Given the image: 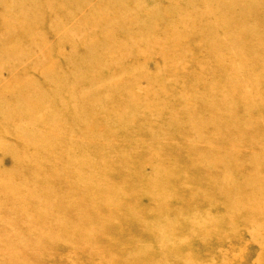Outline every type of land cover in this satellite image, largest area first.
Listing matches in <instances>:
<instances>
[{
  "label": "rangeland",
  "instance_id": "rangeland-1",
  "mask_svg": "<svg viewBox=\"0 0 264 264\" xmlns=\"http://www.w3.org/2000/svg\"><path fill=\"white\" fill-rule=\"evenodd\" d=\"M3 1L0 20L28 18L33 33L10 35L0 53L20 52L19 46L27 55L39 52L34 47L43 51L37 71L31 56L23 60L28 68L2 71L10 82L0 83V182L12 186L13 198H5L8 186L0 188V236L8 242L0 247V263L137 264L147 258L154 264H264V0ZM86 9L96 12L77 20ZM219 11L236 26H212L211 14ZM41 12L45 19L35 20ZM69 27L75 28L71 37L62 33ZM111 40L121 44L118 50L107 51L104 43ZM28 41L43 43L33 49ZM70 55L79 64L77 79ZM97 61L102 66L88 72ZM45 73L57 75L58 84ZM55 86L72 95L52 94ZM84 124L91 143L70 144L81 150L70 160L78 165L51 170L59 140L58 150L45 148L42 162L29 155L47 144L40 138ZM10 155L18 160L12 163ZM84 155L87 162L79 165ZM78 175L87 182H76ZM32 176L43 181L33 184ZM116 193L125 198L114 199ZM61 200L79 203L66 208ZM243 205L259 214L240 210ZM128 219L138 227L131 230ZM21 221L25 226H16ZM20 242L28 249H11ZM171 248L178 261L168 257Z\"/></svg>",
  "mask_w": 264,
  "mask_h": 264
},
{
  "label": "bare ground",
  "instance_id": "bare-ground-1",
  "mask_svg": "<svg viewBox=\"0 0 264 264\" xmlns=\"http://www.w3.org/2000/svg\"><path fill=\"white\" fill-rule=\"evenodd\" d=\"M5 1V0H4ZM3 1V2H4ZM16 0H8L7 1V4L10 6L11 4H13L14 2H15ZM71 1V0H70ZM5 3V2H4ZM73 4H75V1L74 0H72V3L70 4V6H72ZM87 4V3H86ZM218 7V6H217ZM75 9H76V6H75ZM101 10V9H100ZM103 10V9H102ZM101 10V11H102ZM76 11V10H75ZM216 11V10H215ZM85 12H92V13H94V12H96L95 10H93V9H86L85 11H84V13H83V15L80 13V11H78V13H79V15H77V20L78 19H81L82 17H87L88 15H91V13H85ZM225 14H226V11H224V12H221V11H219V12H216V13H212L211 14V16H212V18L214 19V21H212L211 22V25L213 26H215L216 28H221V26H224L225 28L226 27H228V26H230L232 23H230V24H228V19H227V17L225 16ZM43 15V17H38L37 19H35V20H44L45 18H44V14L41 12V16ZM89 17V16H88ZM14 21L16 22V24H14ZM235 22L236 21H233V24L232 25H234V26H236L235 25ZM29 23H31V21H30V19H28V18H21V19H19V20H15L14 18H13V16L12 17H9V18H4V19H1L0 20V46H1V42H3V41H5V40H7L8 39V37L10 36V35H12V34H14V36H16V37H18L19 35H31L32 33H33V31L31 30V28H29L28 27V24ZM14 24V25H13ZM94 25V27H96L97 25L96 24H93ZM93 25H90L91 27L93 26ZM18 27V29H16ZM13 28H15L14 30H13ZM210 28V27H209ZM223 28V27H222ZM75 29V28H74ZM74 29H71L70 27L69 28H66V30H64L62 33H67V37H71L72 36V34H74L73 32H74ZM25 31L26 33H24V32H22V31ZM208 39V38H207ZM120 41V40H119ZM29 43H28V47H30V48H33V46L34 45H36V44H42L43 43V41L42 42H39V41H28ZM105 45H107V51L108 50H113V49H115V50H118V48L121 46V44L119 43V42H116L115 40H111L110 42H105L104 43ZM120 44V45H119ZM216 44V43H215ZM219 44V43H218ZM217 46V44L214 46L215 48H218V51H220L219 50V47H216ZM220 46V45H219ZM113 47H116V48H113ZM118 47V48H117ZM19 48H20V52H18V51H15L13 54H10V55H8V54H2V53H0V83H6V82H10V78L8 79V77L7 78H5V72L4 73H2V71H3V69L6 67V68H17V67H19L20 69L22 68L21 66L23 65H26V64H28L29 63V61H34L35 60V63H36V71L37 70H39V69H37V67H39V63H40V61L42 60H39V56L41 55V54H39V53H42V51H43V49L42 48H40V47H34L35 49H37L39 52H37V53H35L34 55H27V53H26V51H25V46H19ZM33 48V49H34ZM15 49H17V45H16V47H15ZM221 50H222V48H221ZM23 52L25 53V56H23ZM220 54V53H219ZM179 55V54H178ZM220 55H222V53L220 54ZM30 56H31V60H29V61H26V62H23V60L24 59H26V58H30ZM223 56H225L226 57V55L223 53V55H222V57ZM25 57V58H24ZM70 57V73L72 74L71 76H72V78L73 79H77L78 78V76L76 75V71L75 70H78V68H79V64H78V62L76 61V59H74L73 60V58H72V56L70 55L69 56ZM217 58V56H214V58ZM215 58V59H216ZM227 58H228V56H227ZM218 59H220V58H218ZM222 59H224V58H222ZM217 60V59H216ZM215 60V61H216ZM218 61V60H217ZM216 61V63L218 64V62L219 61H221V60H219L218 62ZM222 63H223V60H222ZM102 66V64L100 63V62H96V66H93V65H89L88 67H87V71L88 72H92V71H94L95 69H96V67H101ZM24 67H27V66H24ZM175 67V66H174ZM28 68V67H27ZM177 68V66L175 67V69ZM182 69V68H181ZM6 73H9V74H12L10 71H6ZM45 75H46V73H45ZM76 75V76H75ZM94 75V74H93ZM4 76V77H3ZM46 77V79H48L49 81H51L52 83L54 82V85L56 84H58V83H55L56 81H57V75H55V74H53V76H51L50 74L49 75H46L45 76ZM135 79V78H134ZM27 80V79H26ZM1 81H3V82H1ZM13 81H14V78H13ZM135 81V80H134ZM17 82V81H16ZM26 82V81H25ZM29 86H37L36 84H34L33 83V81H31L30 83H27ZM191 86V85H190ZM77 86H76V84H73V86H72V89H75ZM213 87V86H212ZM211 86L210 87H208L209 88V90H210V88H212ZM191 88H193V87H191ZM54 92L52 93V94H55L56 96H58L59 97V93H60V95L62 96H67V97H70L71 95H72V93H71V91H63L64 89H61V90H59V89H57V86H55L54 87ZM76 90V89H75ZM59 92V93H58ZM17 98H19V94H15V99H17ZM186 101V100H185ZM209 107H212V105L211 104H209ZM18 108H19V106H17L16 105V107H15V109H17L18 110ZM172 109V108H171ZM102 117H104V116H102ZM102 117H100V119L102 120ZM189 117V116H188ZM186 118H187V116H186ZM185 118V119H186ZM190 118V117H189ZM188 118V119H189ZM188 119H186L185 121H187ZM197 120V119H196ZM36 121V120H35ZM39 122V121H38ZM40 123V122H39ZM195 123H196V121H195ZM172 124V123H171ZM186 124V123H185ZM178 125V124H177ZM191 126L193 125V124H190ZM189 125V126H190ZM194 126V125H193ZM64 126H62V128H63ZM177 128H178V126H176ZM175 127V128H176ZM180 127V126H179ZM174 128V129H175ZM72 130H75V133H73L72 132ZM77 130V131H76ZM197 129L195 128V131H196ZM176 131V130H175ZM194 131V130H193ZM194 131V132H195ZM51 132V131H50ZM183 133H185V132H183ZM82 134V135H81ZM174 135H176V134H174ZM178 135V134H177ZM182 137H183V134L181 135ZM180 136V137H181ZM212 136V135H211ZM89 137H90V128L88 127V124H84V125H80L79 127H75V128H71V129H68V130H65V131H63V133L62 134H55V136H54V138H52V139H49V138H47V139H45V137L44 138H40V140L39 141H41V142H43L44 140H46V142H47V144L46 145H44L42 148H40V150L42 151V152H40V153H38L40 150L38 149V151H37V153H33V154H30L29 153V155H31V157L33 158V160H40V162H42L43 161V159H44V156H45V148L47 149L48 148V150L49 149H51V151L52 150H54L55 149V147H56V144H55V140L56 141H58L59 140V150H60V153H53V154H51V156L49 157L50 158V160H48V161H50L51 163H53V164H55L54 163V161L55 162H57L56 164H57V166H55V167H53L51 170H57V169H59L60 168V164H71V165H78V161H70L71 159H75V157L76 156H78V154H79V151H81V150H79V148L78 147H76L75 145V147H76V149L77 150H79V151H76V150H74L73 148H72V146L70 145V144H72L71 142L72 141H78L80 144H85V143H88V141H87V139L90 141V139H89ZM173 137V136H172ZM181 137V138H182ZM79 138H82V141L80 142L79 141ZM92 138V137H91ZM177 138H179V136L177 137ZM210 139V138H209ZM86 140V142L84 143V141ZM180 140V139H179ZM162 142V141H161ZM26 143V142H25ZM89 143H91V141L89 142ZM165 144H167V143H165ZM73 145V144H72ZM85 145H87L88 146V144H85ZM58 146V145H57ZM163 146V145H162ZM193 146V145H192ZM90 147V146H89ZM98 147V146H97ZM161 147V146H160ZM165 147H167V146H165ZM170 147V146H169ZM183 147V146H182ZM168 148V147H167ZM185 148V147H184ZM57 149V148H56ZM55 149V150H56ZM57 149V150H58ZM162 149V148H161ZM164 149H166V148H164ZM172 149V148H171ZM170 149V150H171ZM182 149V148H181ZM186 149V148H185ZM188 149V148H187ZM28 150V149H27ZM27 150H24V151H27ZM163 150V149H162ZM167 150V149H166ZM165 150V151H166ZM169 150V149H168ZM174 150V149H173ZM171 151V152H174L175 150H176V148H175V150L174 151ZM184 150V149H183ZM23 151V152H24ZM164 151V150H163ZM192 151H193V149H192ZM187 152V151H186ZM189 152H191V151H189ZM21 153V152H20ZM47 154V153H46ZM58 154H64V156L66 157V158H68V160H65V161H63V160H61V159H59V155ZM21 155V154H20ZM48 155V154H47ZM47 155H46V157H47ZM50 155V154H49ZM48 155V156H49ZM9 156V155H8ZM11 156V155H10ZM27 156H28V154H24L23 155V157H24V161H26V163H27V161L28 160H26V158H27ZM86 156L87 155H84V159H83V161L79 164V165H81V164H83V163H86L87 162V160H85V158H86ZM158 156V155H157ZM19 157V156H18ZM22 157V158H23ZM160 157V156H159ZM186 157V156H185ZM11 159H12V163L13 162H15V160H18L17 159V156H11L10 157ZM80 158H81V156H80ZM167 158V157H166ZM48 159V157L46 158V160ZM20 160V159H19ZM23 160V159H22ZM32 160V161H33ZM82 160V159H81ZM160 160H162V159H160ZM21 161V160H20ZM47 162V161H46ZM29 163V162H28ZM29 166V165H28ZM209 166V165H208ZM192 168H194V167H192ZM207 168V167H206ZM208 168H210V167H208ZM214 168V167H213ZM114 168H112V170H113ZM153 169H155V168H153ZM185 169V168H184ZM190 169H191V166H190ZM194 169H196V166H195V168ZM202 169H204V168H202ZM210 169H212V168H210ZM104 170V169H103ZM112 170H110V172L112 171ZM201 170V169H200ZM106 171H108L109 172V170H105L104 172H106ZM176 171V170H175ZM174 170H173V173L175 172ZM180 171V170H179ZM183 171V170H182ZM185 171V170H184ZM187 171V170H186ZM202 171V170H201ZM204 171V170H203ZM210 171V170H209ZM178 172V171H177ZM40 173V172H39ZM112 173V172H111ZM114 173V172H113ZM112 173V174H113ZM179 173V172H178ZM180 173H181V171H180ZM179 173V174H180ZM183 173V172H182ZM181 173V174H182ZM207 173V172H206ZM210 173V172H209ZM16 174V173H15ZM204 174H205V172H204ZM17 175V174H16ZM39 175V174H38ZM104 175V174H103ZM106 175H107V173H106ZM108 175H110L109 173H108ZM208 175V174H207ZM207 175H205V176H207ZM6 176V175H5ZM34 176V175H33ZM32 176V178H31V181H32V183L33 184H38V183H40L41 181H43L42 179H37V178H35V177H33ZM2 177V176H1ZM81 177L83 178V176H81V175H78L77 176V181L76 182H78V180H80L81 179ZM167 177H169V175H167ZM170 178V177H169ZM172 178V177H171ZM171 178H170V180H171ZM2 179H4V177L2 178ZM7 179V178H6ZM6 179H4V180H6ZM27 179V178H26ZM76 179H74V180H76ZM87 178H83V180H85L86 182H87V180H86ZM91 179H93V178H91ZM165 179V178H164ZM166 179H168V178H166ZM28 181H29V178L27 179ZM61 180H63V178L61 179ZM90 180V179H89ZM57 181H60V180H57ZM84 181V182H85ZM167 181H169V180H167ZM212 181V180H211ZM226 181V180H225ZM252 181V180H251ZM3 182V181H2ZM2 182H0V188L1 187H3V186H8V189H9V191H7V193H6V195H5V198L7 197L8 199H12L13 197H11V194H10V191H11V188H12V186H10V184H4V182L2 183ZM70 182V181H69ZM72 182V181H71ZM81 182H83V181H81ZM165 182V181H164ZM172 182V181H171ZM2 183V184H1ZM27 183V182H26ZM73 183V182H72ZM75 183V182H74ZM155 183V182H154ZM170 182H168V184H169ZM75 184H77V183H75ZM83 184V183H82ZM89 185H90V183H88ZM91 184H96V182L94 183H91ZM167 184V183H166ZM16 185V184H15ZM19 185V184H18ZM17 185V186H18ZM25 185H27V184H25ZM71 185V184H70ZM85 185V184H84ZM86 185H87V183H86ZM97 185V184H96ZM141 185V184H140ZM162 185V184H161ZM262 185V184H261ZM263 185H264V182H263ZM19 186H22V187H24V182L23 183H21V185H19ZM88 186V185H87ZM91 186V185H90ZM145 186V185H144ZM146 186H147V184H146ZM13 187H15V186H13ZM90 188H93V187H90ZM95 188H97V187H95ZM95 188H93V190H95ZM141 188V187H140ZM19 189V188H18ZM21 189V188H20ZM85 189V188H84ZM101 190H102V188H100ZM238 189H240V188H238ZM262 189V188H261ZM1 190V189H0ZM101 190H99V191H101ZM137 190H138V188H137ZM136 190V191H137ZM181 190V189H180ZM246 190V189H245ZM263 190V189H262ZM16 191H18V193L20 192V191H24V192H30V190H14L13 189V193L12 194H15L16 193ZM91 191V190H90ZM105 192H106V189L104 190ZM139 191V190H138ZM137 191V192H138ZM6 192V191H5ZM96 192H98V190L96 191ZM128 193V192H127ZM132 193V192H131ZM131 193H129V197H133V195L132 196H130V194ZM86 194V193H85ZM85 194H83V195H85ZM109 194V193H108ZM124 194V193H123ZM133 194V193H132ZM140 194V196H141V193H139ZM138 194V195H139ZM173 194H174V192H173ZM82 195V196H83ZM90 195V194H89ZM96 195H97V193H96ZM104 195V194H103ZM114 195H116L115 197H114V199L116 198V197H118L119 195H121V193L119 194V193H116V194H114ZM125 195H127V194H125ZM135 195L137 196V194L135 193ZM135 195H134V197H135ZM152 195V194H151ZM13 196V195H12ZM92 196V195H91ZM122 196H124V195H121V197ZM140 196L139 197H137V198H140ZM155 196V195H154ZM72 197V196H71ZM87 197V196H86ZM89 197V196H88ZM87 197V198H88ZM102 197V196H101ZM108 197V196H107ZM133 197V198H134ZM76 199H77V197H75ZM84 198V197H83ZM87 198H85V200L87 199ZM100 198V197H99ZM105 198V197H104ZM120 198V196L118 197V199ZM122 198H125V197H122ZM132 198V199H133ZM152 198V197H151ZM155 198H157L156 196H155ZM184 198V197H183ZM264 198V197H263ZM92 197H89V201L88 202H90V201H92ZM96 199V198H95ZM113 199V198H112ZM117 199V198H116ZM135 199V198H134ZM153 199V198H152ZM158 199V198H157ZM74 200V199H73ZM78 200H79V198H78ZM121 200V199H120ZM257 200V199H256ZM18 201V200H17ZM17 201H12L11 203L12 204H14V202H17ZM77 201V200H76ZM76 201H67V200H61V202L60 203H63V205H64V207H66V208H71V206H76ZM104 201V200H103ZM106 201H108L107 199H106ZM113 201V200H112ZM154 201H155V199H154ZM184 201V200H183ZM251 201V200H250ZM260 201V200H259ZM39 202H41V200H39ZM87 202V201H86ZM87 202V203H88ZM117 202H118V200H117ZM123 203H124V200L122 201ZM121 202V203H122ZM128 202V201H127ZM127 202L126 203H124L125 205L127 204ZM130 202L131 201H129L128 203L130 204ZM156 202V201H155ZM159 202V199H158V201L156 202V203H158ZM165 202H166V200H165ZM59 203V204H60ZM79 203V201H77V204ZM97 203V202H96ZM104 203V202H103ZM111 203V202H110ZM110 203H109V206H110ZM254 203V205L257 207L258 205H257V201H254L253 202ZM259 203V202H258ZM81 204V203H80ZM79 204V205H80ZM84 204V203H83ZM90 204H91V202H90ZM98 204V203H97ZM101 204V203H100ZM117 204V203H116ZM123 204V205H124ZM160 204V203H159ZM245 205L247 204L246 202L244 203ZM33 205H36V204H33ZM37 205H39L38 203H37ZM102 205V204H101ZM112 205V207H114L113 206V204H111ZM119 205V204H118ZM121 206H122V204H120ZM124 205V206H125ZM245 205H243L242 207H241V209L240 210H242V208L245 206ZM247 205H249V204H247ZM14 206V205H13ZM87 206H88V204H87ZM96 205H94V207H95ZM103 206V205H102ZM115 206H117V205H115ZM121 206H119V208H122V209H124V210H126V209H128L126 206L123 208V207H121ZM129 206V205H128ZM160 206V205H159ZM159 206H157V207H159ZM261 206V205H260ZM49 207H52L53 208V204H51V206H49ZM91 207H93V204L91 205ZM111 207V206H110ZM118 207V206H117ZM245 208V207H244ZM15 209H19V210H22V211H24L25 209L23 208V207H21V208H18V207H15ZM110 209V208H109ZM113 209V208H112ZM245 209H247V208H245ZM258 209V208H257ZM48 209H46L45 211H47ZM68 210V209H67ZM88 210H91L90 209V207H89V209ZM100 210H101V208H100ZM115 210H117V208L116 209H114L113 211H115ZM121 209H119V210H117L118 212L120 211ZM124 210H123V212H124ZM158 210L159 211H161V208L159 209L158 208ZM248 210V209H247ZM264 210V209H263ZM12 211V210H11ZM122 211V210H121ZM163 211V210H162ZM243 211V210H242ZM244 211H246V210H244ZM249 211H251V210H248L247 212H249ZM92 212V211H91ZM94 212V211H93ZM92 212V213H93ZM116 212V211H115ZM114 212V213H115ZM126 212V211H125ZM239 211H236L235 213L236 214H239L238 213ZM259 211H256V209H254L253 211H251V213L250 214H254V213H258ZM108 213V212H107ZM94 214H96V213H94ZM116 214V216H117V213H115ZM115 214H111V215H114L115 216ZM121 214V213H120ZM259 214V213H258ZM258 214H257V216H258ZM110 215V214H109ZM123 215V214H122ZM120 216V217H123V216ZM101 216H102V214H101ZM111 217V216H110ZM113 217V216H112ZM27 220L28 219H30V218H26ZM85 219H87V218H85ZM92 219V218H91ZM90 219V220H91ZM110 219V218H109ZM122 219V218H121ZM135 219V218H134ZM256 219V218H255ZM34 220H35V218H34ZM78 220V219H77ZM123 220V219H122ZM121 220V221H122ZM135 220H137V219H135ZM89 221V220H88ZM129 221V219L127 220V222ZM137 221H139V220H137ZM241 221V220H240ZM99 221H97V223H98ZM133 220H130V222H128L129 224L131 223L132 225H131V230L132 229H135V228H137L138 227V225L136 226V224H137V222L135 221V222H133ZM244 222V221H243ZM19 224H16V226H25V223H26V221H21V222H18ZM103 224L105 223V222H102ZM108 223V222H107ZM126 223V222H125ZM240 223V222H239ZM241 223H242V221H241ZM252 223V222H251ZM83 224V220H82V218H80V221H79V227L81 226ZM140 224V223H139ZM244 223H242V225H243ZM52 225V224H51ZM87 225V224H86ZM126 225H127V223H126ZM125 225V226H126ZM247 226H250V225H248V224H246ZM253 225V224H252ZM52 226H54V225H52ZM56 226V225H55ZM104 226V225H103ZM105 226H106V224H105ZM120 226V225H119ZM122 226V225H121ZM130 226V225H129ZM245 226V225H244ZM54 228V227H53ZM101 228H103V227H101ZM104 228H106V227H104ZM126 228H128V227H126ZM111 229V228H110ZM129 229H130V227H129ZM175 229V228H174ZM101 230V229H100ZM104 230V229H103ZM113 230H115V229H113ZM118 230V229H117ZM254 230H255V228H254ZM65 231V230H64ZM256 231H258V230H255V232ZM115 232H116V230H115ZM254 232V231H253ZM254 232V233H255ZM39 233L41 234L40 235V237H42V232H40L39 231ZM108 233V232H107ZM249 233V232H248ZM258 233V232H257ZM256 233V234H257ZM115 234H117V233H115ZM118 234L119 235H122V230L120 229V230H118ZM247 234V233H246ZM253 234V233H252ZM0 235H3V234H0ZM194 236V235H193ZM196 236V235H195ZM1 237V236H0ZM264 239V238H263ZM219 240V239H218ZM8 244V242L5 240V239H3L2 237H1V240H0V247H4V246H8V245H6V243ZM219 242V241H218ZM202 244H203V242H202ZM204 244H206V242L204 243ZM207 244H208V242H207ZM264 244V243H263ZM24 245H26V244H23V242H20V244H15V246L13 247V246H10L11 247V249H13L14 248V250L15 249H18V250H27L28 249V247H26V246H24ZM210 246H211V244H209ZM16 246H18L17 248H15ZM20 246V247H19ZM28 246L30 247V245L28 244ZM209 246V247H210ZM26 247V248H25ZM212 247V246H211ZM86 248V247H85ZM264 248V247H263ZM86 250V249H85ZM167 250V249H166ZM169 250V249H168ZM165 252V251H164ZM168 252V251H167ZM11 253V252H10ZM171 253H172V248H171ZM142 254V253H141ZM168 253H164L163 254V258L166 260L167 259V255ZM13 255V254H12ZM171 255V254H170ZM143 256V255H142ZM149 256V255H148ZM147 256V257H148ZM12 257V256H11ZM169 258H170V260H174V262H175V260L176 261H178V258L176 257L175 258V254L174 253H172V258L170 257V256H168ZM162 258V259H163ZM95 259V258H94ZM135 259V258H134ZM139 259V258H138ZM142 259V258H141ZM140 259V260H141ZM147 258H143V260H141L140 262L139 261H137L138 263L137 264H143V263H148V264H154L152 261H147L146 260ZM129 260H131V259H129ZM181 260H183V259H181ZM180 260V258H179V261H181ZM133 261V260H132ZM184 261V260H183ZM173 262V263H174ZM211 262V261H210ZM132 263H134L135 264V262H132ZM131 263V264H132ZM1 264V263H0ZM2 264H22V263H20V262H17L16 260H14V259H12V258H6V261H2ZM157 264H158V262H157ZM175 264V263H174ZM177 264V263H176ZM182 264H183V262H182ZM185 264H197V263H193V261H189V260H185Z\"/></svg>",
  "mask_w": 264,
  "mask_h": 264
}]
</instances>
